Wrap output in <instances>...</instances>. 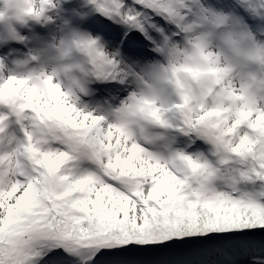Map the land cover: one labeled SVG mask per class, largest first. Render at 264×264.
Masks as SVG:
<instances>
[{
	"label": "snow or ice",
	"instance_id": "6c2138e0",
	"mask_svg": "<svg viewBox=\"0 0 264 264\" xmlns=\"http://www.w3.org/2000/svg\"><path fill=\"white\" fill-rule=\"evenodd\" d=\"M70 7L101 53L91 87L0 72V264H264V89L225 68L135 123L124 104L175 42L264 36V0Z\"/></svg>",
	"mask_w": 264,
	"mask_h": 264
},
{
	"label": "clouds",
	"instance_id": "9594fccd",
	"mask_svg": "<svg viewBox=\"0 0 264 264\" xmlns=\"http://www.w3.org/2000/svg\"><path fill=\"white\" fill-rule=\"evenodd\" d=\"M70 0H0V28L11 34L28 25L46 24L49 12L59 10ZM227 14V13H225ZM211 47L201 52L197 45L198 34H192L184 42H175L167 55L155 68H150L131 93L124 98L126 107L135 110L127 115L130 122L139 119L140 110H169L179 100L183 90L197 89L209 75L231 68L236 79L233 87L239 92L240 76L245 78V87L259 93L264 89V60L260 49L264 48V36L253 33L255 39L247 37L231 25H216L210 29ZM20 39L12 38L21 43ZM12 37V36H11ZM211 53L212 62L205 56ZM101 53L95 47V38L77 22L54 30L44 42L32 45L18 57L20 66L6 63L0 67L5 77L17 76L25 80H38L45 87L51 82L61 86L66 93H74L87 83L89 74ZM117 107H120L119 105Z\"/></svg>",
	"mask_w": 264,
	"mask_h": 264
},
{
	"label": "bare ground",
	"instance_id": "6f19581e",
	"mask_svg": "<svg viewBox=\"0 0 264 264\" xmlns=\"http://www.w3.org/2000/svg\"><path fill=\"white\" fill-rule=\"evenodd\" d=\"M57 12H55V19L48 21L46 24H38L37 28L35 27L36 25H33V27L28 25L19 30L17 34L24 36L23 43L13 40L7 29L0 28V41L2 43H0V49H11L13 51L12 60L16 61L15 57L25 54L30 46L41 45L48 38L50 32L63 30L65 26L70 25L69 18L71 16L67 14L61 15L59 10Z\"/></svg>",
	"mask_w": 264,
	"mask_h": 264
},
{
	"label": "rangeland",
	"instance_id": "374dc122",
	"mask_svg": "<svg viewBox=\"0 0 264 264\" xmlns=\"http://www.w3.org/2000/svg\"><path fill=\"white\" fill-rule=\"evenodd\" d=\"M73 0H70V2L69 3H65V4H63L62 5V8L61 9H59V12H60V14L62 15V14H67V15H69V16H71L70 18H69V20H70V24H72V23H74V22H77V20L78 19H80L79 18V15L77 14V10L76 9H74V10H72V8L70 7V3L72 2ZM55 12L56 13H58L57 12V10H54V12H52L51 13V15H52V19H55ZM75 12V13H74ZM51 19V20H52ZM31 27H33V25H31ZM38 26L36 25V28H37ZM0 43H1V41H0ZM2 44V43H1ZM8 47V46H7ZM8 51H9V53H11L12 54V50L11 49H8ZM14 65V64H13Z\"/></svg>",
	"mask_w": 264,
	"mask_h": 264
},
{
	"label": "trees",
	"instance_id": "16d2710c",
	"mask_svg": "<svg viewBox=\"0 0 264 264\" xmlns=\"http://www.w3.org/2000/svg\"><path fill=\"white\" fill-rule=\"evenodd\" d=\"M73 2V1H72ZM72 2L70 3V5L72 4ZM72 8V7H71ZM72 10H74L73 8H72ZM79 18H80V16H79Z\"/></svg>",
	"mask_w": 264,
	"mask_h": 264
}]
</instances>
